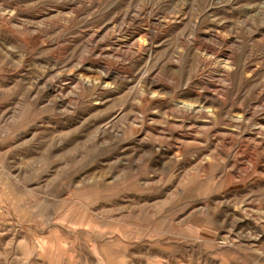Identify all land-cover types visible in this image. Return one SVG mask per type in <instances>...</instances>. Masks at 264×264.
Segmentation results:
<instances>
[{"label":"rangeland","instance_id":"1","mask_svg":"<svg viewBox=\"0 0 264 264\" xmlns=\"http://www.w3.org/2000/svg\"><path fill=\"white\" fill-rule=\"evenodd\" d=\"M0 264H264V0H0Z\"/></svg>","mask_w":264,"mask_h":264},{"label":"bare ground","instance_id":"2","mask_svg":"<svg viewBox=\"0 0 264 264\" xmlns=\"http://www.w3.org/2000/svg\"><path fill=\"white\" fill-rule=\"evenodd\" d=\"M111 70V69H110ZM113 72V71H112ZM99 74H100V79H105L106 77H108L109 76V69L108 68H106L105 66L103 67H101V69H100V72H99ZM118 74V73H117ZM113 75V74H112ZM116 75V74H115ZM121 75V74H120ZM111 76V75H110ZM111 77H113V78H110V80H111V82L112 83H116L117 82V79L115 78V76L113 75V76H111ZM110 83V82H109ZM153 86V85H152ZM151 86V87H152ZM154 87V86H153ZM166 88V87H165ZM195 93V92H194ZM193 93V94H194ZM190 95V94H189ZM203 96V98H204V95H202ZM195 97V96H194ZM208 97V96H207ZM206 97V98H207ZM213 97V96H212ZM189 98H192V97H189ZM203 98L202 97H200V95H196V98L194 99L195 101H198V102H204V101H207V100H203ZM206 98H204V99H206ZM141 99V98H140ZM213 99H215V98H213ZM217 99V98H216ZM209 100V99H208ZM218 100V99H217ZM216 100V101H217ZM181 102V101H180ZM220 102V101H219ZM210 103V102H209ZM214 103V102H213ZM213 103L211 104V105H213ZM189 104V103H188ZM198 104V103H197ZM186 105H187V103H186ZM198 105H200V104H198ZM205 106V105H204ZM215 106V105H214ZM196 107V106H195ZM191 109H193V108H191ZM199 109V108H198ZM203 110H204V108H203ZM188 111V110H187ZM191 111V110H190ZM194 111V110H193ZM189 112V111H188Z\"/></svg>","mask_w":264,"mask_h":264}]
</instances>
